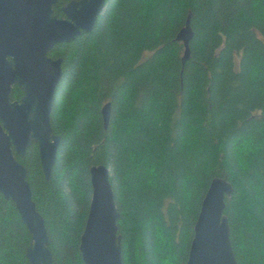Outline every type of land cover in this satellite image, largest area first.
I'll return each mask as SVG.
<instances>
[{"label":"trees","instance_id":"obj_1","mask_svg":"<svg viewBox=\"0 0 264 264\" xmlns=\"http://www.w3.org/2000/svg\"><path fill=\"white\" fill-rule=\"evenodd\" d=\"M58 0L52 10L63 18ZM190 14L182 65L175 41ZM62 59L50 123V178L36 143L23 159L54 264H84L89 168L110 169L122 264H185L209 183L227 176L239 264H264V0H106L92 30L55 46ZM12 100L22 91L13 86ZM110 102L103 127L101 107ZM31 237L0 194V264H29Z\"/></svg>","mask_w":264,"mask_h":264},{"label":"water","instance_id":"obj_2","mask_svg":"<svg viewBox=\"0 0 264 264\" xmlns=\"http://www.w3.org/2000/svg\"><path fill=\"white\" fill-rule=\"evenodd\" d=\"M58 0H0V194L11 200L25 225L30 244L25 250L29 264H54L50 237L32 199L27 169L18 160L36 143L44 178L48 180L56 161L60 136L50 123L53 96L62 78V59L48 53L89 33L105 10L106 0H73L61 7L63 18L53 13ZM194 34L190 14L176 34L183 47L181 63L190 57ZM13 86L22 91L12 100ZM103 127L110 116V102L101 107ZM91 198L79 251L84 264H122L121 236L109 167L89 168ZM233 193L227 176L211 179L193 226L185 264H239L223 213L225 199Z\"/></svg>","mask_w":264,"mask_h":264},{"label":"flooded vegetation","instance_id":"obj_3","mask_svg":"<svg viewBox=\"0 0 264 264\" xmlns=\"http://www.w3.org/2000/svg\"><path fill=\"white\" fill-rule=\"evenodd\" d=\"M21 98V97H20ZM19 100V99H18Z\"/></svg>","mask_w":264,"mask_h":264}]
</instances>
